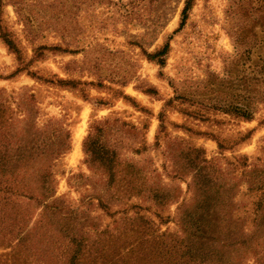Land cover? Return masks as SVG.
Returning <instances> with one entry per match:
<instances>
[{"label": "rangeland", "instance_id": "1", "mask_svg": "<svg viewBox=\"0 0 264 264\" xmlns=\"http://www.w3.org/2000/svg\"><path fill=\"white\" fill-rule=\"evenodd\" d=\"M185 1L0 0V28L18 50L0 37V103L17 130L25 131L30 120L36 127L67 130L69 149L52 167L56 196L94 218L99 230L111 226L114 211L150 215L155 207L134 194L121 193L116 201L106 169L85 155L87 136L146 176V190L170 191L179 203L197 195V179L186 164L193 148L203 149L215 177L219 168L227 174L240 211L255 196L246 190L237 157L262 169L264 179V96L252 120L232 113L254 98L249 47L264 18L258 20L253 0H193L174 32ZM166 43L163 66L146 58ZM30 203L32 227L41 209ZM176 205H167L164 214Z\"/></svg>", "mask_w": 264, "mask_h": 264}, {"label": "trees", "instance_id": "2", "mask_svg": "<svg viewBox=\"0 0 264 264\" xmlns=\"http://www.w3.org/2000/svg\"><path fill=\"white\" fill-rule=\"evenodd\" d=\"M192 1H185L174 32L183 26ZM246 1L252 0H240ZM253 1L260 21L264 18V0ZM0 37L9 49L18 52L1 28ZM168 49L166 43L145 56L163 66ZM249 50L254 56V98L250 104L232 110L246 121L252 120L264 96L259 90L264 88V29L253 33ZM145 91L154 93L150 88ZM36 125L30 120L25 131L17 130L9 108L0 103V248L8 249L0 253V264H264V179L262 169L248 164L246 156L237 157L239 174L255 198L248 210L240 211L239 203H234L233 187L228 188L227 174L219 168V176H214L215 167L200 155L202 148H193L186 160L197 179V195L189 203H179L170 191L146 190V176L121 165L87 136L85 155L106 169L107 187L116 201L121 200V193L134 194L155 207L150 215L114 211L111 226L99 230L94 218L65 206L56 196L52 167L69 149L67 130ZM250 134L240 136L239 141L244 142ZM218 147L222 150V143ZM30 202L41 209L32 227L28 224ZM172 203L177 204L175 211L164 214ZM135 206L130 205V209ZM169 223L175 228L171 230ZM162 226L166 228L162 230Z\"/></svg>", "mask_w": 264, "mask_h": 264}, {"label": "bare ground", "instance_id": "3", "mask_svg": "<svg viewBox=\"0 0 264 264\" xmlns=\"http://www.w3.org/2000/svg\"><path fill=\"white\" fill-rule=\"evenodd\" d=\"M75 139H76V141H78L80 139V134H77L76 137H75ZM76 153L78 154V151Z\"/></svg>", "mask_w": 264, "mask_h": 264}]
</instances>
